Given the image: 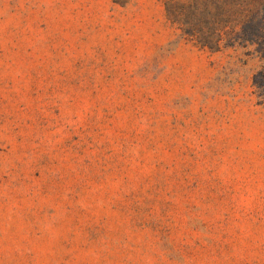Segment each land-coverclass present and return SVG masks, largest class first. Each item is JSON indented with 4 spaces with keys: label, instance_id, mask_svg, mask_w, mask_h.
Masks as SVG:
<instances>
[{
    "label": "rangeland",
    "instance_id": "1",
    "mask_svg": "<svg viewBox=\"0 0 264 264\" xmlns=\"http://www.w3.org/2000/svg\"><path fill=\"white\" fill-rule=\"evenodd\" d=\"M0 264H264V59L164 0H0Z\"/></svg>",
    "mask_w": 264,
    "mask_h": 264
},
{
    "label": "trees",
    "instance_id": "2",
    "mask_svg": "<svg viewBox=\"0 0 264 264\" xmlns=\"http://www.w3.org/2000/svg\"><path fill=\"white\" fill-rule=\"evenodd\" d=\"M164 7L167 18L196 46L219 51L250 44L264 59V0H164Z\"/></svg>",
    "mask_w": 264,
    "mask_h": 264
}]
</instances>
